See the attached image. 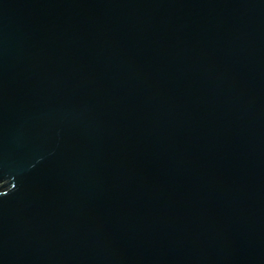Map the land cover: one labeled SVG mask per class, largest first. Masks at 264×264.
Here are the masks:
<instances>
[{
	"label": "water",
	"instance_id": "95a60500",
	"mask_svg": "<svg viewBox=\"0 0 264 264\" xmlns=\"http://www.w3.org/2000/svg\"><path fill=\"white\" fill-rule=\"evenodd\" d=\"M0 264H264V0H0Z\"/></svg>",
	"mask_w": 264,
	"mask_h": 264
}]
</instances>
